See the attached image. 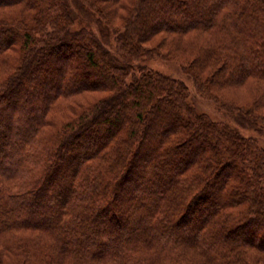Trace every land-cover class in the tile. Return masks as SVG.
<instances>
[{"label": "trees", "instance_id": "16d2710c", "mask_svg": "<svg viewBox=\"0 0 264 264\" xmlns=\"http://www.w3.org/2000/svg\"><path fill=\"white\" fill-rule=\"evenodd\" d=\"M120 2L0 0V264H264V148L140 62L157 34L203 96L264 124V101L224 93L264 100V0H138L112 27Z\"/></svg>", "mask_w": 264, "mask_h": 264}, {"label": "rangeland", "instance_id": "374dc122", "mask_svg": "<svg viewBox=\"0 0 264 264\" xmlns=\"http://www.w3.org/2000/svg\"><path fill=\"white\" fill-rule=\"evenodd\" d=\"M67 1L69 2V4L71 5L74 11H78L79 9L78 4L80 3V0L78 3L76 0H67ZM119 1H121L120 2L121 4L113 7L115 9V15L113 21L111 22L112 24L111 26L112 27L115 26L117 28L125 25L126 15L130 14L132 6L138 0H119ZM77 26H88L92 30H95L97 34L100 35L101 37H103L102 29L109 28L108 26H106V23L99 24L96 19H90L87 17L85 18L79 17L77 19ZM114 30L116 31V29ZM161 39H162L161 36L156 34V36L153 37L151 40H149V42L145 43V46L147 47H155V48L157 47L158 52L152 54L151 56H146V58H142L140 62L144 63L145 65H147L148 67L154 70H158L164 74L170 75L174 78L183 81L188 86L190 101L194 104V106H196L198 110L207 113L212 119L216 121L229 123L233 127L239 129V131L245 135L255 137L258 140L259 145L264 148V124H259L257 127H250L247 126L245 123L243 125V123L240 121L241 120L240 117L237 116L235 113L228 111L222 104H220L219 101L207 97L206 95L203 96L204 94H201L198 91V88L195 85V81L192 74L190 73V71L186 69L187 63L185 61H182V59L178 58L177 56L169 55L166 49L169 43H166L164 41L159 43ZM107 42L108 44H110L112 50L116 52V47H117L116 37L113 34H111L108 37ZM77 48L78 47L76 45L74 44L72 45L73 52H72L71 60H73L74 62L77 61V55H76ZM80 60H84V58ZM49 68H51V65L47 66V69ZM44 71L46 70H43L42 72ZM55 71L57 72V70ZM101 74H103L102 70H101ZM254 85H260V82L246 81L242 83V85L240 86L225 87L224 93H226L227 94L226 96H228L229 98L236 99L235 102L238 103L239 105L249 107L251 106V104H253L255 99L256 100L258 99V101L261 102L264 101L262 97L260 98L261 93L256 92V90L258 91V89L254 87ZM210 91H211L210 96H213L214 91L212 90V87L209 88V92ZM80 99L81 96L79 97V100ZM86 99H89V97H87ZM74 102L76 101L71 99L67 101V104L65 103V105H69L70 107ZM82 104L83 103L81 102L80 103L76 102L77 106H82ZM260 109L264 113V103H263V107ZM130 221L131 220L128 219V224H130Z\"/></svg>", "mask_w": 264, "mask_h": 264}]
</instances>
